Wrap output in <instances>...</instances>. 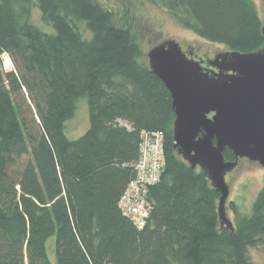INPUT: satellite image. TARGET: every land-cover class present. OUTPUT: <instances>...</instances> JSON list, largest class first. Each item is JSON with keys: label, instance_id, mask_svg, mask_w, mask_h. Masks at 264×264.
Segmentation results:
<instances>
[{"label": "trees", "instance_id": "16d2710c", "mask_svg": "<svg viewBox=\"0 0 264 264\" xmlns=\"http://www.w3.org/2000/svg\"><path fill=\"white\" fill-rule=\"evenodd\" d=\"M157 2L228 51L264 46L253 0ZM31 5L51 32L30 21ZM144 58L132 27L96 0H0V264H51L50 238L56 264H264L248 256L264 246V186L249 214L230 203L232 231L220 225V194L173 148L171 97ZM82 98L89 125L70 140ZM142 131L164 135V167L138 229L118 203Z\"/></svg>", "mask_w": 264, "mask_h": 264}, {"label": "water", "instance_id": "95a60500", "mask_svg": "<svg viewBox=\"0 0 264 264\" xmlns=\"http://www.w3.org/2000/svg\"><path fill=\"white\" fill-rule=\"evenodd\" d=\"M262 21L264 37V9ZM146 57L171 97L173 148L208 177L220 194V225L232 231L225 216V175L242 159L264 169V46L249 53L219 54L207 62L210 69L189 58L173 40L151 48ZM225 149L233 161L224 160Z\"/></svg>", "mask_w": 264, "mask_h": 264}, {"label": "rangeland", "instance_id": "374dc122", "mask_svg": "<svg viewBox=\"0 0 264 264\" xmlns=\"http://www.w3.org/2000/svg\"><path fill=\"white\" fill-rule=\"evenodd\" d=\"M102 7L115 14V25H129L135 31L141 49L144 53V61H147L148 51L167 40L177 42L183 52L189 58L202 62V66L215 56L228 50L218 44L201 39L192 31L181 26L169 13L161 8L157 0H96ZM256 9L262 18L264 0H253ZM30 21L51 32L49 24L41 20L39 11L30 6ZM84 38H89L90 33L84 23L76 24ZM9 60L3 57V66L6 71L13 69ZM148 63V62H147ZM6 65V67H5ZM88 111L86 99L82 98L77 104L73 117L66 123L65 134L73 140L80 137L88 128ZM225 182L229 187V196L225 203V216L234 225V212L230 203H234L242 214H249L251 206L258 192L264 186V169L256 162L246 159L240 160L235 169L225 175ZM54 238L48 240V253L51 264H56L53 253ZM52 251V255H51ZM248 256L253 263H264V246L248 249Z\"/></svg>", "mask_w": 264, "mask_h": 264}, {"label": "built area", "instance_id": "2783aa9c", "mask_svg": "<svg viewBox=\"0 0 264 264\" xmlns=\"http://www.w3.org/2000/svg\"><path fill=\"white\" fill-rule=\"evenodd\" d=\"M164 135L161 132L140 133L139 158L134 165L135 177L129 182L118 207L122 214L141 229L150 213L148 188L156 184L164 167Z\"/></svg>", "mask_w": 264, "mask_h": 264}, {"label": "flooded vegetation", "instance_id": "af4514ba", "mask_svg": "<svg viewBox=\"0 0 264 264\" xmlns=\"http://www.w3.org/2000/svg\"><path fill=\"white\" fill-rule=\"evenodd\" d=\"M204 66V65H203ZM208 69H210V68H208ZM215 70V69H214ZM239 162H240V160L238 161V164H239Z\"/></svg>", "mask_w": 264, "mask_h": 264}]
</instances>
